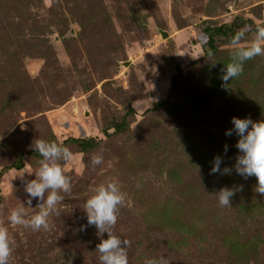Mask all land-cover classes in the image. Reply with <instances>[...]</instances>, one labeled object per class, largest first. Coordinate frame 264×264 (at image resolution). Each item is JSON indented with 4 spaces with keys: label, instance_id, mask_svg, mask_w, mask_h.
I'll return each mask as SVG.
<instances>
[{
    "label": "rangeland",
    "instance_id": "rangeland-1",
    "mask_svg": "<svg viewBox=\"0 0 264 264\" xmlns=\"http://www.w3.org/2000/svg\"><path fill=\"white\" fill-rule=\"evenodd\" d=\"M237 15L263 24L264 0H0V226L13 243L9 264H100L84 207L109 181L124 194L111 231L130 242L128 264H264L255 177L210 174L217 155L221 168L235 162L238 137L225 136L231 119L264 120V56L223 86L230 40L218 41L212 57L199 46L206 24ZM122 120L128 130L103 134ZM70 138L100 144L88 153L64 144L74 159L60 162L71 190L59 214L39 231L12 225L39 168L26 153L38 139ZM97 153L103 162L93 167ZM19 156L23 168L6 170ZM237 186L231 207L221 206L216 192Z\"/></svg>",
    "mask_w": 264,
    "mask_h": 264
},
{
    "label": "clouds",
    "instance_id": "clouds-1",
    "mask_svg": "<svg viewBox=\"0 0 264 264\" xmlns=\"http://www.w3.org/2000/svg\"><path fill=\"white\" fill-rule=\"evenodd\" d=\"M252 32L251 40L247 33ZM231 62L222 69L220 77L223 86L230 80L238 77L243 72V65L257 56H264V25H257L253 31L251 25H245L235 32L230 39ZM232 128L225 131V136L235 134L238 139L235 148L238 154L232 168H221L223 158L215 156L212 161L210 174H230L234 169L236 174L247 180L250 177L256 179V192L264 196V120L253 121L251 118L231 119ZM41 157L39 168L34 174V179L26 180L24 191L27 198L19 207L11 210L8 221L12 225L22 226L26 229L39 231L48 228V218L51 214H59L58 205L63 202L62 193L71 190L69 178L64 174L61 161L68 163L73 161L74 154L62 143L50 142L44 139L35 141V149ZM228 151V145H224V153ZM103 162L102 153L91 157L93 167ZM29 175H33L28 173ZM24 179V173L20 176ZM242 186L222 187L216 192L221 206L231 207V198ZM36 200L39 210L29 216L26 208H33L32 201ZM124 202V194L117 181L102 183L92 189V194L86 200L84 212L87 226L97 229L96 235L100 242L96 245L99 253L100 264H128L127 248L129 241L121 239L111 231L117 222L119 206ZM27 205V206H26ZM85 226H81L84 230ZM107 234V238H104ZM13 251V243L10 240L7 227L0 226V264H9V258ZM147 264H165L163 258L159 261L149 260Z\"/></svg>",
    "mask_w": 264,
    "mask_h": 264
},
{
    "label": "trees",
    "instance_id": "trees-1",
    "mask_svg": "<svg viewBox=\"0 0 264 264\" xmlns=\"http://www.w3.org/2000/svg\"><path fill=\"white\" fill-rule=\"evenodd\" d=\"M245 25H251L254 31L257 25H264V23L255 24L251 19L237 15L234 16L230 22L225 24H220L217 26L206 24V26L201 31L199 39V46L203 50L204 56L212 57L213 55H215L217 52V42L229 41L232 35H234L236 31H238ZM249 34H252V32L247 33V36ZM194 63L196 62H193L192 64ZM179 71L180 70L178 69L177 73L171 79V91L174 89L175 84L177 83L178 78L181 75ZM163 104L164 102H161L157 104V106H162ZM109 130H113V132L111 134H108ZM125 130H128V125L124 120H122L121 122H112L108 124L107 127L104 128L103 134L107 137H111L122 134ZM66 143L75 144L77 148H79L80 153H88L89 151L94 150L99 146L100 140H96L95 138H70L62 144L64 145ZM26 155L33 156L38 160L41 159V157L35 150L28 151ZM22 168L23 165L20 162L19 156V160L16 162V164L9 166L8 168H6V170H20Z\"/></svg>",
    "mask_w": 264,
    "mask_h": 264
},
{
    "label": "water",
    "instance_id": "water-1",
    "mask_svg": "<svg viewBox=\"0 0 264 264\" xmlns=\"http://www.w3.org/2000/svg\"><path fill=\"white\" fill-rule=\"evenodd\" d=\"M160 36L162 39H165L168 37V34L165 32V31H162V30H158Z\"/></svg>",
    "mask_w": 264,
    "mask_h": 264
}]
</instances>
